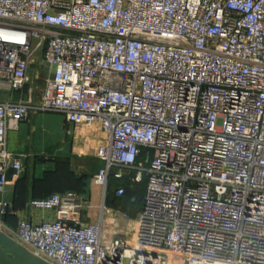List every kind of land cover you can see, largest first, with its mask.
<instances>
[{
    "label": "built area",
    "instance_id": "2783aa9c",
    "mask_svg": "<svg viewBox=\"0 0 264 264\" xmlns=\"http://www.w3.org/2000/svg\"><path fill=\"white\" fill-rule=\"evenodd\" d=\"M42 80L41 94L36 96ZM97 123L99 218L76 192L0 231L50 264H264V0H0V191L8 129ZM145 180L131 239L103 240L109 176ZM124 189L115 191L121 196Z\"/></svg>",
    "mask_w": 264,
    "mask_h": 264
},
{
    "label": "crops",
    "instance_id": "0c3cea01",
    "mask_svg": "<svg viewBox=\"0 0 264 264\" xmlns=\"http://www.w3.org/2000/svg\"><path fill=\"white\" fill-rule=\"evenodd\" d=\"M36 83V96L39 97L43 81ZM61 130L66 136L64 142L60 143L63 146L58 147L56 145L59 143H53L52 136ZM59 133L58 141H61ZM103 142L104 134L97 123L91 126H74L58 112L32 113L16 129H8L6 148L23 157L20 173L14 177L10 170L7 174L8 184L0 191V198L10 203V212L2 217L5 223L15 227L21 219L33 222L53 220V211L31 209L28 201L67 190L76 192L86 202V207L81 212L82 221L98 220L96 203L102 195L101 188L94 183L93 177L102 164L95 156V151ZM128 178L127 174L123 177L130 182ZM138 184L137 189L143 191L145 180ZM137 213L130 215L106 207L102 215L103 240L108 241L117 233L125 234L131 239L135 223L133 227L130 223L135 221Z\"/></svg>",
    "mask_w": 264,
    "mask_h": 264
},
{
    "label": "water",
    "instance_id": "95a60500",
    "mask_svg": "<svg viewBox=\"0 0 264 264\" xmlns=\"http://www.w3.org/2000/svg\"><path fill=\"white\" fill-rule=\"evenodd\" d=\"M0 264H50L0 231Z\"/></svg>",
    "mask_w": 264,
    "mask_h": 264
},
{
    "label": "trees",
    "instance_id": "16d2710c",
    "mask_svg": "<svg viewBox=\"0 0 264 264\" xmlns=\"http://www.w3.org/2000/svg\"><path fill=\"white\" fill-rule=\"evenodd\" d=\"M138 185L139 184L130 183L126 179L124 180L123 178L122 179L116 178L113 176V174L110 175L108 179L107 187H106L105 206L108 208L120 210L123 213L130 214V215L137 213L141 207V202L143 198L142 195H141L142 198L140 199V202L138 203V206L136 207V209L134 208L130 209L126 201L122 203H117L116 199L118 197L128 194L130 190L136 189ZM120 188L124 189V193L121 196H116L115 191ZM143 194H144V190H143ZM39 198H42V197H39Z\"/></svg>",
    "mask_w": 264,
    "mask_h": 264
},
{
    "label": "rangeland",
    "instance_id": "374dc122",
    "mask_svg": "<svg viewBox=\"0 0 264 264\" xmlns=\"http://www.w3.org/2000/svg\"><path fill=\"white\" fill-rule=\"evenodd\" d=\"M40 114H42V115H51V113H40ZM58 133L57 132L53 133V136H52L53 143H59L60 144V143H63L64 142L65 136H66L65 135V132L62 131V130L60 131L61 137H62V140L61 141H58V139H60L59 138L60 136L57 135ZM59 144L56 145V146H58V147L63 146V144H60V145ZM101 166H102V164H101ZM98 188L100 189L101 187L98 186ZM101 195L103 196V190H102V188H101ZM141 195L143 196L142 189H137L136 188V189L130 190L128 194L123 195L121 197H118L116 199V202L117 203H122V202H125L126 201V203H127V205L129 206L130 209H133V208L136 209V207L138 206V203L140 202V199L142 198ZM102 196H101V198L99 196L98 202L96 203V211L95 212H96L97 215H98V213L100 211V206H101V203H102ZM105 196H106V192H105ZM104 202H105V198H104ZM130 224H131L130 225L131 227L134 226V222L133 223H130Z\"/></svg>",
    "mask_w": 264,
    "mask_h": 264
},
{
    "label": "bare ground",
    "instance_id": "6f19581e",
    "mask_svg": "<svg viewBox=\"0 0 264 264\" xmlns=\"http://www.w3.org/2000/svg\"><path fill=\"white\" fill-rule=\"evenodd\" d=\"M96 141V140H95ZM87 146V145H86ZM88 147V146H87Z\"/></svg>",
    "mask_w": 264,
    "mask_h": 264
}]
</instances>
